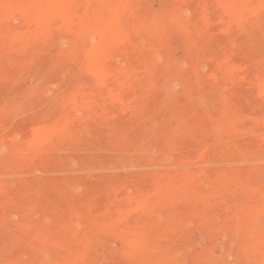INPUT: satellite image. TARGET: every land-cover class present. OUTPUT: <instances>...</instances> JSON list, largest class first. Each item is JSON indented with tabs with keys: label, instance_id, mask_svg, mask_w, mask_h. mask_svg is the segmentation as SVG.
<instances>
[{
	"label": "rangeland",
	"instance_id": "374dc122",
	"mask_svg": "<svg viewBox=\"0 0 264 264\" xmlns=\"http://www.w3.org/2000/svg\"><path fill=\"white\" fill-rule=\"evenodd\" d=\"M122 1H124V2H122ZM143 1H144L145 4H147L152 9V13H156V14L160 10H162L163 6H165L167 4V2H166L167 0H143ZM206 1L207 0H193V1L192 0H190V1L189 0H179V2L174 3L170 7V8L173 9L175 7L178 8L181 5H184L186 7L189 6L188 4L192 5L191 9L189 8L190 10L188 11L189 13L186 16V18H187L186 20H187V22H189L190 19L192 18L191 21H190V23H192V24H188V25H193V23H194V27L191 28L190 31H188L189 33L188 32L185 33L186 36L185 35L182 36L184 39L182 37L178 38V37L173 36L170 30H168V31L166 30V31L161 32V34L158 35V37H157L159 40H161L162 42H164L167 45V50H166L167 53H165V52L163 53L164 54L163 57H165V59L167 57L171 58V59L172 58L175 59L176 62L178 61L177 64H179L180 66L183 65L182 67H183L184 70L186 69V70L190 71V68L193 69L194 66L198 67L197 68L198 71H197L196 74H194L193 71H192L193 73H190L191 71L190 72L187 71L188 74L190 73L191 76H193V77H194V75H196L195 77L197 79L193 78V77L190 78V76H188L187 73H186V75H185L186 83L185 84L179 83V84L176 85V91L178 93H180V96H179L180 100L182 101V103H184L182 105L183 109H180L181 111L178 110L175 113V118L177 117L176 119L179 121L180 127L182 125V128L179 127L180 129H177V133L180 132V134L178 133V135H183V133H185L183 136L187 135L189 133V131L191 133L188 134V135H191V134L195 133V131L197 132V130H199L198 126L201 127V123H202V120H203V117H204L203 116L204 113L200 109H198L197 107L193 106L192 104H189V101H190L189 100L190 99L189 96H191L193 91L196 90L197 85L201 86L203 84L202 81L204 79L203 80L201 79L202 76L205 77V80L207 79L208 82L211 81V82H209L207 84L205 83L207 81L204 82L207 86H205V84L202 85V86H204L206 88H211V87H209V84H213V83L215 84V83L218 82V83H221L222 86L226 90H229L232 86H227V82H228L229 85L230 84L233 85V83L238 85L239 83H241L242 86L244 84V86H243L244 93L249 94L251 92H248V91L252 90V93L254 91V93L258 95V93L260 92L261 88H259V86L255 87V85L257 84L255 81H256V78L258 77L257 74H259V76H260L261 73L262 74L264 73V69L260 68L262 70V72H261V70H259V67L254 69L255 72H254V70H252L253 72L252 71L249 72V74H251V75L254 73L253 74V79H252V76L248 74V72L246 74H244V75H240V74L237 73L241 69V66L244 64L243 61L245 62L246 59H248L249 54L248 53L246 54V52H245V54L239 53L240 55H235V53H236L235 51L236 50L234 48H237V47H236V44L234 42V39H229L228 40L229 43H225V44L223 43L225 41H223L222 42L223 44L218 45V46L215 45L214 46L215 49H213V50L212 49H208L209 51H207L206 49H202V47L201 48L199 47V43H200L199 38H198L199 37V32H198L199 27L195 31V29H196L195 26L198 23L200 24V25L198 24L200 26V28H201V26L204 27L205 23H207V25L204 27L205 30L203 29V31H206V34H208V35H211V36L214 35L215 36V34H211L214 29H216L217 31L220 29V31L222 30V31H224L226 33V32L229 31V29L231 30V28H229V27H232V25H233L231 23L234 22L235 19L238 20L240 18V14L238 15L239 17H237L236 15L238 13L235 12L232 15V21H230L231 15H229L230 19H229V17H227V19H224L223 21L221 19H217L216 20V21H218L217 23L213 19L211 21L212 23L210 21L209 22H203V19L201 17V16H203L202 15V10H204V8H206L207 3H206V5H205V3L202 5V3L206 2ZM216 1L217 0H211L210 4H214L213 6H217L216 8H219L218 5L222 4L223 0H218V3ZM219 1H221V2H219ZM231 1L232 0H224L222 5H224V3L225 4L226 3L227 4H229V3L231 4ZM185 3L186 4L188 3V4L186 5ZM233 3H235L236 5L233 4ZM233 3L232 4H233V7L235 6V8H234L235 11L238 10V12L240 11L239 13H241L242 10L244 11V7L245 6H243V4L241 2L237 1V3H236V1H235ZM125 4H126V0H54V1L53 0H0V56H2L4 54V57H3L4 59L2 58L3 60H1V58H0V69H1L0 70V72H1V74H0V84H2V83L4 84L5 81H8L9 79H11L12 75L16 74L15 78L16 79L18 78L21 87L17 91H15L16 92L15 94H19V95L31 94L29 92H31L33 89L35 90V88H38L39 86H42V85L46 84L47 90L49 91L50 95L53 96V97H56L58 99L57 102H59L58 103L59 108L60 109L64 108L65 111L67 112L66 115L60 117V119L58 120L57 126L55 125V127H47V128L32 127V128H35V129L37 128L38 130L37 129L36 130L35 129L34 130L31 129L29 131V132H31V138L34 137V139H37L39 141H35V140L31 139V138H30L31 141L28 140L29 139V137H28L29 135L27 134L26 135L27 137H25V136L21 135V134H24L21 131L16 133L17 135H15L13 133L14 134L13 138H12L13 134H11L10 138L6 139V140H5V138H1V140L3 139V141H0V144H1L0 145V154L3 155L2 156L3 158L8 155L7 156L8 157L7 158L8 162H7L5 167H3V165L0 166V177H1L0 178V188H1V191H2L0 193L1 194L0 198H2L1 196H4V193L9 188H11V186L13 184H14L13 185L14 188L16 187L15 189H18L19 184H20V187H21L22 184H23L22 186H24V185L28 184L29 182L30 183H33V182L34 183L35 182L59 183V182H63L64 180L65 181L66 180H70V181L76 183V184H73L72 185L73 187L71 188L72 193L76 196V200H75V202L72 201L70 203V206L71 205L72 206H81L82 213H83V215L81 217H83V218L80 217L79 221L77 220L73 224L74 225V229L72 228V232H70V233H68L66 235H64L62 233L61 235H58L59 238L58 237H54L56 235H52L51 234L52 237L50 236L49 238H44L42 240H37V239L34 240L33 239L34 241L33 240L31 241L29 236L24 237L25 239L27 238L25 244H27V246H31L30 247L31 248L30 249L31 253L34 251L33 254L35 253V255H39V257L41 259V262H40L41 264L45 263L44 260H46V264H52V263L53 264H62L63 262H64L63 264H95V263L96 264H138L140 262V260L141 261L142 260L145 261L147 259L146 257L147 256L149 257L150 253H149V255L148 254L146 255V252H148V250H149V252H151V254H153L152 252H153L154 249L152 250V248L153 247L157 248L156 246H160V248L155 249L156 251L158 250L160 253L157 251V254H156L155 253L156 251H155L154 252L155 255L153 254V256H157L159 254V256H157L158 259L151 255L155 259H151V261H150L149 258H152V257H149L148 258L149 260L145 261L144 263L141 262V264L142 263L143 264H151V262H153V261H154V263H152V264H172L173 263L172 260L174 261V264H178L181 260H183V263L180 262V264H198L197 262L200 261V257L202 259L203 255H205V254L210 255L211 259H214L216 262L218 261L217 263L220 262V263H226V264H239L238 262H240L242 264L244 262V264H264V235H263L264 234V228H263L264 224L260 223L261 222L260 219H262V216H263V212L260 211V210L264 209V202L262 203L263 204V208H261L260 207L261 204H259V202H261L262 200L264 201V199H263V197H264V183L262 185H259V186L255 187V189L256 188H258V189L261 188L258 191H256L252 186L249 187L248 191H247L246 190L247 187L245 188V185H242V182L244 183L243 176H246L247 172H249L248 170H250V171H251V169L253 171L264 170V157H263L264 156L263 155L264 154V149L259 147V146H254V148L252 146L251 149L249 150L250 151L249 153H247L248 151L244 150V148H243V151H245V153L243 152L245 154V155L243 154L244 158H243L242 154L240 153V151H239L240 148H239V149L232 150L230 153H226L225 152L224 153L225 156L221 155V154H219V156H218V154L216 152L214 153V151H211L205 157L201 156V155L200 156L196 155L198 158L197 157L196 158L192 157V159L189 160V161L185 160V159H184L185 161H183V158L180 157L181 156L180 154H177V156H176V154L173 155L172 153H169V155H168V153H166V154H162V157H161V155H160L161 154V149L158 148L157 150L160 151V153H158L157 150L152 152V154L148 153L146 155L147 157L152 156L151 158H148L149 159L148 161L143 162V163L139 164L138 166H135V168L131 169L132 172H130V173L133 176H135V177H137V176L140 177V175H141L140 178H142V179H143L142 176H147L148 177V178L145 177L147 180L144 178L145 183H143L142 179L140 180V178L139 179H138V177L136 178V180H140V181L139 182L137 181V185L138 186L137 185L134 186V189H136V190L138 189L137 190L138 192L137 193L135 192V195L136 194H137V196L141 195V197H142L141 200H143L144 202L145 201H150V199H153L154 201H155V199H157L158 202L155 201V204H158L157 207H161L162 210H165V213L160 214V215H156V218H157L156 221L159 223V225H164V224H166V222L168 223L171 220L176 221V222H179L180 219L182 220V222H185V220H186V222H185L186 225L185 226L187 228L184 227L185 229L183 231H184L185 235L187 236V238L185 239L187 242L186 241H184V242H186L188 244V246L186 245V243H184L185 246H183V247L182 246L180 247V244H179V243H181L180 241H177V240L175 241V239L173 238V235H174V237H177V234L175 235V234H172V233H170V234L167 233L166 234V238L167 239L165 238L166 241H165V239H164V241L160 240L161 244L157 245L156 242H158V244L160 243L158 241V238L161 237L163 231L159 230V229L154 230L156 228H154L152 226H148V225H144L143 228H142L141 225H142V223H144V218L149 216L148 215V210L145 207H142L143 204H141L142 203L141 200L137 201V199H140L139 196L138 197L136 196L137 197L136 198L135 195H131L132 193H134V192H131V191H134L132 189L133 186L128 187L126 189L125 200L128 201V196L130 195V196H132V197H129L130 200H131V198L132 199L135 198L134 200H132V203L137 204V202H140V203L137 204L139 206V208L137 209V210H139V213L137 212V214L139 215L138 216L139 218L141 217L140 218L141 220L139 219L138 220L139 222H137V224L140 225L139 226L140 228L138 229L136 227V229H137L139 234H138V236L137 235L134 236L132 233H129L130 232L129 230L126 229L127 231H125L126 226H129L130 223H132V221H131L132 220V218H131L132 215H130L129 212L127 213L128 210L126 209V206L129 205L128 202H127L128 205H125L126 201L124 200V202H122L123 204L119 203L120 205H117L116 207L111 208L110 205L108 204V200L110 199V197L112 195L107 190H106L107 193L105 192V189H106V187H105L106 184L105 183L108 182L107 185H111V186H114V184L116 185V183H119L117 179H116V181L113 180L114 182L112 181V179L115 178V177L113 178V176L118 174V172L120 173V170L121 171L123 170V169H121L119 167L117 162L114 161V163H113V161H111L112 164L108 162L100 170H98V171L92 170L93 172L92 171H82V170L79 169L78 166H74V168H72L73 170L72 169L71 170L67 169L64 166H60V168H59V166L58 167H53L52 166V161H53V159L55 158V156L57 155V152H58L56 150H53V145H54V142L56 141V138H53V136L56 135V134L58 136L60 134L58 132V131H60L59 129H61V128L63 129V127H65L67 125L69 126L70 124L74 123L73 121H75L74 118L76 116L79 117V118L85 117L86 112H85L83 104H85V102L87 100H89V101L96 100V99L102 97L105 93L107 94V88L110 85H115L116 84L115 87H120L119 81H121V80L126 81V78H129L128 81L129 80L130 81H134V80L136 81L138 79V74L140 72L139 67L141 66L142 63H144L143 62L144 61L143 60V54L145 53L144 49L147 46V41L144 40L145 42H144V45L142 47L133 48L132 46L130 47V45L126 44L127 41H128L126 39L127 41L124 40L126 45L120 46V47H122V50L120 52H116L115 51L114 44H115L116 40H118V36H119V34H116L117 33L116 31L119 30L121 32H124L121 35H124V37H126V33L125 32L136 28V26L138 24L139 16L137 15V13H135V14H131L130 16H128V19L125 18L124 16H122V19H119V20L115 19L114 17L113 18L115 20L113 18L108 19V20H107V18H105L106 20L103 18V14H104V11L106 9L107 10H111L112 11V12L110 11L111 13H113L114 15L118 16L119 13L121 14V11H119V9L124 7ZM117 6H118V8H117ZM184 6H183V8H185ZM219 6H221V5H219ZM196 10H198V13H197ZM199 10H201L200 13H199ZM172 13L173 12L169 13V11H168L166 13V16L167 17H171ZM188 15H190L189 16L190 19L188 18ZM103 19L105 21H103ZM73 20H74V22H73ZM95 21H97V22L99 21L98 22L99 24L97 22H95ZM201 21L204 24H202ZM224 21H225V23H226L225 25L227 27L223 26ZM102 22H105L106 24L108 22V28L111 27V28H109L111 30L109 32H106V30L108 31V28L106 26L104 28V30L102 31L103 33L102 32L100 33V35H102V36H99V34L97 33L98 35L95 34V35L92 36V38H90V39L88 38L87 39V43H85V44H87L85 46V49H87V51L83 53V56H80L77 53V50L75 52L73 50V48L78 46L79 43H82L80 41V40H82V35H80V34H82L81 33V29L86 27L90 31V29L93 28V27H91V25H93V24H94V26L100 25V23H102ZM227 23H229V24L227 25ZM212 25H216V26H214L215 28H212L213 27ZM208 26H210V29H209ZM101 27H102V25H101ZM123 27H124V29H123ZM65 28L66 29L69 28L68 32L65 30ZM192 29H194V31ZM211 29H213V30H211ZM216 30H214L213 33H215ZM207 31H208V33H207ZM190 32H191V34H194L193 32H196V33L198 32L197 34L196 33L194 34V35H198V36H194L195 37L194 38L193 36L189 35ZM106 33H108V34H106ZM188 35H189V37H187ZM59 36H62V38L59 37ZM100 37H101V39H99ZM192 38H193V40H192ZM181 39L184 40L185 43ZM187 40H189V41H187ZM195 40H196V42H195ZM72 41H74V42H72ZM78 41H80V42L76 44L75 42H78ZM88 41H90V42L88 43ZM60 42H62V43H60ZM128 42H130V41H128ZM38 44L49 46L50 47V49L48 48L49 51L51 50L52 52L57 53V54L59 52L58 55L61 54L62 58L57 59V60L54 59V60H52L53 62L50 61L49 63H46L45 65L43 64V65H40L38 67H35L36 65L31 64L30 59H32L33 54L37 50H39V48L41 47ZM59 44H60V46H59ZM61 44H63V45H61ZM89 44H90L91 48L93 49V51L90 48ZM57 45H58V47H57ZM227 45L228 46L232 45V48L230 47V49H228ZM99 46H101V47H99ZM123 46L124 47L127 46L128 48H130L131 52H130V50L129 51L128 50L125 51L124 50L125 48H123ZM110 47L113 48L112 49L113 51L111 50ZM10 48H11V50H10ZM216 49H217L218 52L220 51V55L216 51ZM231 49H232V52H233V50H235L234 51L235 53L233 52L234 54L232 52H230ZM99 50H100V53H102V54L99 53ZM101 50H103V51H101ZM104 50H106L108 52L105 51V53H104ZM123 50H124V52L122 53ZM146 50L147 49H145V51ZM111 51L112 52H116L117 54H115V56L116 55H118V56H116L114 58H111L112 57V52ZM71 52H72V59H71V57H70V59L73 60V61H71L69 58H67L68 56H70ZM96 52L98 54H94ZM200 52H202V57L200 55H198V56H200V58L197 59L196 56H197V54H200ZM215 52H217V53H215ZM229 52L231 53V55H230L231 57L229 59L227 58L229 60V61H227L226 60V54H228ZM20 53H22V54H20ZM221 53H222V60H223L222 62H221ZM165 54H168V55L165 56ZM191 54L193 55L192 58H190L192 56ZM5 55H6V58H5ZM84 55H85V59H84ZM194 55H195V57H194ZM205 55H206V57H205ZM213 56L216 58L217 62L215 61V64L213 66H210L209 62H208V59L210 57H213ZM258 56H259L258 58H260V59H262L264 61V54H261V55L258 54ZM25 57H26V59H25ZM159 57H162V55L159 56ZM235 58H238V59H235ZM163 59L164 58H161V59L159 58V61L161 63L162 62L164 63L165 59L164 60ZM217 59H219V60H217ZM68 60L73 63V66L74 65L75 66L73 67L72 64H70L71 62L69 63ZM182 61L184 62V64H183ZM185 61H186V63H185ZM29 62H30V64H29ZM31 66L33 67V69L31 68ZM88 66H90V67H88ZM114 66H116L117 68L118 67L122 68V70L124 72H121L120 68H119V70H115L117 68L114 67ZM122 66H124V67H122ZM238 66H239L240 69H238ZM67 68L71 69L70 72H69V76H72L73 83L70 86L66 87V89H65V88H61V86L59 84H55V82H53V80L51 79L50 75L52 76V75L56 74L59 70H64V69H67ZM137 70H138V72H137ZM146 70H148V69H146ZM15 71H16V73H15ZM17 71H19V72H17ZM119 71H120V73H119ZM200 71L202 72V74L200 73ZM152 72L153 73L150 72V74H152V75H149V73L147 72L149 77L147 75L146 76L148 77V79L145 77V79H143V80L141 79L142 82L140 80V84L144 87V89H146L147 81H149V85H150V79H151V83H152V80L154 79L153 76L155 75V72L153 70H152ZM72 73L74 75H72ZM135 73H137V74H135ZM229 73H230V75L228 76ZM199 75L201 76L200 79H198L200 77ZM218 75H220L219 78L220 77H222V78L219 79ZM237 75L238 76H242V77L238 78ZM211 76H213L214 78H218L219 81L216 79V82H214L215 80ZM210 77L213 80H211ZM233 77H235V78L233 79ZM2 81H4V82H2ZM110 81H112V82H110ZM144 81H146V83ZM247 82H248V84L250 82L253 85L254 88L250 84L248 85ZM75 83L77 84V86H76ZM40 84H42V85H40ZM143 84H145V85H143ZM255 88L258 89V90H256L257 93L255 92ZM19 90H20V92H19ZM188 90H190V93H191L190 95L188 94V92H189ZM58 91L63 92V93L60 94V92H58ZM146 91L147 92L150 91V92L147 93L148 97L153 96L152 95V91L149 89V86L147 87ZM186 93H187V95H186ZM63 94L64 95L66 94V95L64 96ZM210 94L211 93H209L208 96ZM67 95H68V97H67ZM252 95H253V98H254V99H252L253 102L251 101L252 104H254L256 106H262L264 108V98H260L259 99L257 95L256 96L254 94H252ZM60 96H61L62 99H60ZM208 96H205V98L202 100L203 103H202V101L200 102L202 105L204 103H206L207 101H208L209 104H215L214 102H217V103L219 102L218 98H216V100L218 99L217 101L215 100V96L216 95L214 97H212V95H211L212 98H210V99H208ZM69 97H71V98H69ZM79 97H82V98H79ZM184 97H186L187 100L184 99L185 101H183ZM84 98H86V99H84ZM255 98H258L259 102ZM69 99H70L71 102L69 101ZM72 101H73V103H72ZM259 103L260 104L262 103V104L260 105ZM76 105H81L82 106V110H79L76 113V115H74V113H72V112H73V109H74L73 107H76ZM68 107H70L71 109L68 108ZM217 107H215L214 111L216 112V114L221 119V124L219 123L221 125V127L219 125V129L218 130H219V132L222 130L221 132H222V134H224L223 131L226 132L227 130H230L227 127L230 126L229 128L232 129L231 126H233V128L236 127L237 126L236 124L238 122H237V120L235 118V115L234 116L229 115L230 107H231L230 104L223 105L221 111H220L221 107L219 106L220 109H217ZM104 108H106L104 110H105V112H107L108 111L107 108H109V106L105 105ZM216 110L217 111L219 110V114L217 113ZM71 113H72V115H71ZM81 113H82V116H80ZM103 114L104 113L102 112V114H100L101 116L100 115L99 116H97V115L93 116V120L96 121L97 123H99V120L101 119L100 120V124H101L102 127H103V122H104L102 119H104L106 121L107 118L110 117V116L109 117L106 116L107 117L106 118L105 115L107 113H105L104 115ZM65 116H66V119H63V118H65ZM229 116H230V118H232L231 121L229 120L230 122H234L236 120L235 122H237V123L234 122V124L232 123L230 125L228 123L229 122L228 119H230ZM97 117H99V119H97ZM33 119H34L33 121L39 120V118H37V117H35ZM110 119H108V120L110 121ZM111 122H113V121H111ZM111 122H110V124H109L108 121L106 123L104 122V124H106V125H104L105 127L102 128V129H103V131L105 133V136H108L110 138V136L112 134L113 135V136H111L112 140L114 142H117V138L114 136V133H115L114 131L116 130L115 129V125L112 124ZM59 124H60V126H59ZM62 124H63V126H62ZM227 124H229V125H227ZM55 128H56V130H55ZM39 130H40V132H39ZM34 133H36V134H34ZM48 133H49V135H48ZM53 133H55V134H53ZM259 134L264 135V132L258 133V134L256 132L254 134L253 133H246L245 138H248V139H253V137L257 138ZM35 136H37V137H35ZM24 137L28 138V139H23ZM25 141H26V143H25ZM28 141H29V143H28ZM32 142L35 143L34 146H33ZM50 142L51 143L53 142V143L51 144ZM27 143H28V145H27ZM21 145H24L25 148H22ZM1 146H4V147H1ZM48 146H50V147H48ZM17 148H18L20 153L18 152V150H16ZM35 149H36V152L34 151ZM236 150H238V152H235ZM22 151H23V153H22ZM37 151H39V152H37ZM252 151L253 152L255 151V152L253 153ZM260 151H261V153H260ZM8 152H10V154H13L15 152L16 155L13 154V157H11L12 155H9ZM31 152H32V154H31ZM241 152H242V149H241ZM25 153H27V155H29L28 157H26L27 158L26 161H24L25 160L24 156L26 155ZM36 153H39V156ZM43 153H45V154H43ZM251 153H252V156H251ZM35 154H36V156H35ZM236 154H237V156H236ZM238 154H239V157H238ZM249 154H250V156H248ZM240 155H241L242 158H240ZM153 156H155V158H158L159 160L155 159V158L153 159ZM173 156L178 157L177 160H176L177 164H174L175 161H174V158H172ZM217 156L219 158L221 156L222 157L220 159H218ZM227 156H228V158H227ZM30 157H31V159H30ZM179 157L181 158V160L179 159ZM161 158L163 159L164 164L161 163V161H162V160H160ZM229 158H230V160H229ZM250 158H254V160L250 159ZM198 159H200L201 161L198 160ZM216 159H218V161ZM150 160L152 162L148 163ZM242 160H243V162H242ZM249 160H250V162H249ZM11 161H12V163H11ZM214 161L217 162V163H215ZM167 162H169V163H167ZM171 162H172V165H171ZM192 162H193V164H192ZM6 167H7V169H6ZM252 167H254L255 169H253ZM258 167H259V169H258ZM3 168L6 169L5 172H3V170H5ZM138 168H139V170H138ZM256 168H257V170H256ZM246 170H247V172H245ZM123 171H125L126 173L127 172L129 173L130 170H123ZM123 171L121 173H123ZM85 172H87V173L85 174ZM232 172L234 173V175L237 178L235 176H233V174L229 175ZM235 172L238 173V174H236ZM4 173H6V175ZM160 173H162V174H160ZM225 173H226V175H225ZM243 173H244V175H243ZM159 174H160V176L162 175L163 178L159 177ZM187 174H189V175H187ZM193 174H194V176H193ZM90 176H92V178ZM225 176H227V178L232 176L233 177V181L234 182L237 181L236 183L238 184L239 189L242 188L241 189V192L243 193L242 195H241V193H239L240 195L237 197L233 193L229 192V190L227 188V186H229L227 184L228 183V179ZM175 177H176V179L174 181H172L171 179H173ZM87 178H89L90 180L95 179L96 183L98 185L99 184H101V185H99V187H97L98 185L97 186H92V187H86L81 182L86 180ZM154 178L158 179L159 180L158 182H161V183H159L160 185L158 184L159 185L158 187H157V183H156L157 180H155ZM2 179H4V180H2ZM224 179H226V181ZM182 180H183V183H182ZM111 181L114 183L113 185H112ZM168 181H170V182H168ZM8 182H10L11 184H9ZM213 182L215 183V185H214ZM219 182L222 183V184H220ZM223 182L225 184H223ZM15 183H17V184H15ZM1 184H3V185H1ZM104 184H105V186H102ZM140 184H142L141 185L142 187H144V184H145V186L148 184L147 187H146L147 190H148V186L151 187V189L149 188L148 193H146L147 190L145 188L144 189L141 188ZM217 184H219V185L217 186ZM176 185L179 186V187L181 186V188H178ZM222 185H225L226 187L225 186L223 187ZM8 186H10V187H8ZM13 186H12V188H13ZM102 187H103V189H100ZM156 187L158 188V190L156 189ZM82 188H84V189L82 190ZM152 188H154V189H152ZM2 189H5V190H2ZM98 189H100V191ZM159 189H161V190H159ZM170 189H171V191H170ZM181 189L184 190V191H182ZM214 189L216 190V193H215ZM219 189H220V191H219ZM249 189H250V191H249ZM92 190L95 192V196H93L94 192ZM101 190H103V192ZM139 190L146 191V192H144L145 194L144 193L138 194V193L142 192V191L139 192ZM129 191H130V193H129ZM150 191H151V193H150ZM153 191H155L154 192L155 194L152 193ZM204 191H207V192H204ZM217 191H219V193ZM254 191H256V192L254 193ZM97 192H99L100 194H97ZM212 192H214V193H212ZM244 192H246V195L244 194ZM165 193H166V195H165ZM228 193H231L233 196L231 197L230 196L231 194L229 195ZM176 194H178V195L180 194V195L178 196ZM215 194L216 195L218 194L217 195L218 198H216L217 196ZM225 194H228L231 197V199L228 198L229 197L228 195H226L227 196V198H226ZM252 194L255 195V197H253ZM206 195H208V196H206ZM219 195L220 196H224L225 198L221 197V199H220ZM99 196H103L105 198L104 201H102L103 200L102 197H101L102 199L101 198L99 199ZM211 196L213 198H211ZM234 196L237 199L236 198L234 199ZM249 196L250 197L252 196L251 199H249V200H252L253 202L248 205V201H249L248 197ZM258 197H260V198H258ZM148 198H150V199H148ZM167 198H168V200H167ZM238 198H239V200H238ZM241 198H242V200H240ZM253 198H254V200H253ZM176 199H178L179 201L176 200ZM255 199H258V200L260 199V200H259V202L257 200L255 202ZM1 200L2 199H0V201ZM153 200H151V202H154ZM210 200L213 201V202H211ZM214 200H216L217 203H215L216 201H214ZM221 200L224 202V204H223V202ZM233 200H234V202L232 203L231 201H233ZM104 202H107V203H105L106 205L103 204ZM226 202H228V204ZM52 203H54V204H52ZM52 203H49L48 204L49 206H47V204H46V206H45L46 209L42 205L32 204V208H30L31 212L29 211L31 213L30 214L31 216L28 215V217L30 216L29 219H28L29 222H28V220H27V222H24L25 223V227L27 229H31L32 228V229L35 230L38 227L39 228L40 227L42 228L44 226L50 227V226H53L54 224H56L57 222L60 223L61 220L59 219L60 221H58V218L56 217L58 215H56V213L59 211L58 209L63 206V203H61V200L60 201H54ZM78 203L79 204L83 203V204L82 205H78ZM213 203H215L214 204L215 206L213 205ZM139 204H141V207H142L141 209L145 208V210H147V211L141 210ZM171 204H172V206H171ZM34 205H36V206L34 207ZM137 205H135V206H137ZM257 205H260V206H257ZM3 206L4 205H2L0 203V209H1L0 213L2 212L1 213L2 215L7 210V208H5V206H4V208H2ZM14 206H15V204H14ZM119 206H121V207H119ZM109 207L112 210L111 212H110V208ZM123 208H125L126 211ZM3 209H4V211H3ZM103 209H105L106 211L105 210L103 211ZM253 209H254V211H253ZM119 210H121V211H119ZM103 212H105L106 214L103 213ZM118 212H119L120 215L122 214L120 216V218L117 216V215H119ZM253 213L256 214V215L254 216ZM1 214H0V216H1ZM164 214H166V215L164 216ZM32 215H33V217H32ZM123 215H124V217H123ZM178 215H180L181 217L178 216ZM245 215H247V216H245ZM250 216L251 217L253 216L252 217L253 220H252V218ZM55 217H56V219H54ZM256 217H258V218H256ZM188 218L189 219L191 218V220H188ZM91 219H93L94 221H92ZM17 220H18V218L15 219V221H17ZM84 220L87 221L88 223L85 222ZM124 220H126V221H124ZM257 221H258V224H260L259 227L262 229L261 230L262 232L261 231L257 232L258 229H260L258 227V224L255 223ZM89 222L91 223V225H90ZM118 222H119V224H117ZM92 223H93V225H92ZM128 223H129V225H128ZM94 224L96 225V227L94 226ZM252 224H257V226L254 225L255 226L254 227ZM122 225H123V227H122ZM124 226H125V228H124ZM222 226H223V228H222ZM252 226L254 228L258 227L257 231L255 230L256 233H258V234H256L254 232V228ZM86 227H88V228H86ZM115 227H117V228H115ZM147 227H148V229H147ZM250 228L252 229V231H247V230H250ZM75 229H77V230H75ZM86 229H87V231H85ZM115 229H116V231H115ZM140 229H143L141 231H145V233L141 232V231L139 232ZM220 229H224V230L221 231ZM78 230H79V232H78ZM90 230L91 231L93 230V231L91 232ZM135 230H133L134 233H137V231H135ZM76 231H77L78 235L75 234ZM223 231H226V232H223ZM245 231L248 233V235H247V233H244ZM93 232H95V233H93ZM186 232H188V233H186ZM230 232H232V233H230ZM88 233H90V234L87 235ZM127 234H130V236L132 234L135 238H133V237L128 238ZM141 234H143V237L145 235L146 236L144 238H142ZM253 234L258 235V236H256V238H254L255 235H253ZM83 235H84V237L86 236L85 239H84ZM116 235H118V236H116ZM77 236H79L80 238L77 237ZM87 236H89V237H87ZM147 236L149 237V239H152V240L154 239V240L153 241H151V240L149 241ZM242 236H243V238H242ZM251 237H252V239H250ZM24 238L21 239L22 244H24V241H25ZM82 238L84 240H82ZM95 238L98 239V240H96ZM113 238H115L116 240L113 239ZM139 238L140 239H145V238L148 239L147 241H146V239L145 240H140L139 243L141 242L142 245H143V243H145V241H146V244H149L148 242H152V243L149 244V246H151L150 247L151 249L148 248L149 246L147 245L146 247L148 249H145L146 250V252H145V250H143V247L146 248L145 247L146 244L143 245V246L141 244H139L140 245L139 246L138 243H137ZM29 239H30V241H29ZM94 239H95V241H94ZM248 239H250L251 241H249ZM132 240H133L134 243H132ZM47 241H48V243H47ZM87 241H88L89 244L91 243L92 246H90L91 244L89 245L87 243ZM105 241H106L107 245L105 244ZM96 242H97V244H96ZM130 242L132 244H130ZM154 242H155L156 246H155V244H153ZM163 242H164V244H162ZM44 243H45V245H44ZM93 243H95V244H93ZM135 244L138 245V246H136ZM51 245H52V248H51ZM53 245H54L55 248L53 247ZM86 246H88V247H86ZM57 247H60V248L62 247L61 249H62L63 253L61 252V249L57 248ZM40 248L41 249H46V252L44 250H40ZM130 248H131L132 251H129ZM136 248H138V249H136ZM180 248L183 251L180 250ZM48 249L49 250H51V249L55 250L56 249V251H55L56 253L53 250H52L53 252L48 251V252H50L49 253L50 255L48 256L47 255L48 254V252H47ZM88 249H89V252H88ZM159 249H161V250H159ZM36 250H37V252H36ZM126 250H128V251H126ZM42 251L45 252L44 254L47 253L45 255V257H44V254L41 255ZM68 251H69L70 254L68 253ZM57 252H58V254H57ZM60 252L62 253V256H61ZM110 252L113 253V254H111ZM126 252H127V254H126ZM129 252H131V253H129ZM208 252H210V254ZM238 252H240V253H238ZM114 253L116 255H114ZM124 253H125V256H124ZM162 253L163 254L166 253V256L164 255V258H163V256L161 257ZM167 253H169L168 257H167ZM244 253L248 255V258H247V255H244ZM52 254H55L58 259L56 257H54V256L52 257L51 256ZM118 254H120V255H118ZM181 254H182V258L180 260V257H181L180 255ZM229 254H231V255H229ZM87 255H88V257H87ZM121 255H122V258H121ZM126 255L128 257H126ZM142 256H143V258H141ZM177 256H180V257L178 258ZM244 256H246V257H244ZM26 257H28V259L31 258L29 256H26ZM169 257L170 258L174 257V259H176V261H177V259H179L180 261L178 260L179 262L178 261L176 262L172 258H171L172 260L171 259L168 260ZM0 258H2V257H0ZM43 258H45V259H43ZM53 258H55L57 260H55ZM88 258H90L91 260L90 259L88 260ZM113 258H115L117 261L116 260L114 261ZM159 258H161V259H159ZM183 258H185V259H183ZM243 258H244V260H243ZM42 259H43L44 262H42ZM25 260H27V258H25L24 261ZM31 260L32 259H29V261L27 260L26 262H28L30 264H34L33 262H30ZM62 260H64V261L61 262ZM256 260H257V262H256ZM47 261H50V263L47 262ZM0 262H1L0 264H4L5 260H3V258H2V260ZM28 263H25V264H28ZM199 264H202V263L199 262Z\"/></svg>",
	"mask_w": 264,
	"mask_h": 264
},
{
	"label": "bare ground",
	"instance_id": "6f19581e",
	"mask_svg": "<svg viewBox=\"0 0 264 264\" xmlns=\"http://www.w3.org/2000/svg\"><path fill=\"white\" fill-rule=\"evenodd\" d=\"M54 1V0H53ZM190 1V0H189ZM193 1V0H192ZM237 3V1L241 2L243 4L244 7V11L242 10L241 13L238 12V10L235 11V6L233 7V2ZM124 2V1H122ZM167 4L165 6L162 7V10H160L157 14L156 13H152V9L144 3L143 0H126V4L124 7L120 8L119 11H121V14L119 13V15H114L113 13H111L112 11L111 10H105L104 11V14H103V18H107L108 19H111V18H115L117 20L119 19H122V16H124L125 18L128 19V16H130L131 14H135L137 13V15L139 16L138 18V24L136 26L135 29H131L126 33V37H124V35H121L123 34L124 32H121L119 30H117L116 34H119L118 36V40H116L114 46H115V51L116 52H120L122 50V45H130V47L132 46L133 48L137 47H142L144 45V40L147 41V46L145 49H147L145 51L144 49V54H143V62L141 64V66L139 67V74H138V79L135 81H128L129 78H126V81L124 80H121L119 81V84H120V87H115V85H110L108 88H107V94L105 93L102 97L96 99V100H87L85 102V104H83L84 106V109H85V117L83 118H79V117H75V121H73L74 123L70 124L69 126H65L63 127V129H59L60 131H58L60 134L57 136L54 135L53 138H56V141L54 142V145H53V150H56L58 151L57 152V155L55 156V158L53 159L52 161V166L53 167H58L60 168V166H64L66 167L67 169H72L74 168V166H78L80 170L82 171H92V170H100L105 164H107L108 162L111 163V161H114L118 163L119 167L123 170H130L135 168V166H138L139 164L143 163V162H146L148 161L149 159L148 158H151L152 156L150 157H147L146 155L149 153V154H152V152H154L155 150H157L158 148L161 149V157H162V154H166L168 153H172L173 155L176 154H180L181 158H183V161L185 160H191L192 157H197L196 155H201V156H206L208 155L211 151H214V153L216 152L219 156V154L221 155H224V153H230L232 150H235V149H239L240 153L243 154L245 153V151H243V148L244 150H247L249 153L251 147L253 146H259L261 148L264 149V135L262 134H259L257 138L253 137V139H248V138H245L246 136V133H262L264 132V108L262 106H256L254 104H252V99L253 98V95L254 94L255 96L257 94L252 93V90L248 92H251L249 94L247 93H244L243 91V86L241 85V83H239L238 85L237 84H228L227 82V86H232L229 90H226L221 83H213V84H209V87L211 88H206L202 85H204L205 83H209L211 81H207V79L205 80V77L201 76L198 78V79H204L202 82L203 84L200 86V85H197L196 87V90L193 91L192 95L189 96L190 97V101H189V104H192L193 106L197 107L198 109H200L204 114H203V120H202V123H201V127L198 126V129L197 132L195 131V133L191 134V135H188L190 134L191 132L189 131V133L185 136H183L185 133H183V135H178V133L180 134V132L177 133V129H180L182 128V125L180 127V124H179V121L175 118V113L176 111L180 110V109H183L182 105L184 103H182V101L180 100V93H178L176 91V85L181 83V84H185L186 83V78H185V75L187 73L188 76L193 77L191 76L190 73H193L196 74L197 71H198V67L194 66L193 69L190 68V71L189 70H184L183 69V65L180 66L179 64H177L176 60L175 59H171V58H166L163 57L164 56V52H166L167 50V45L162 42L161 40H159L157 37L158 35L161 34V32L163 31H168L170 30L172 35L175 36V37H178V38H181L183 35H185L186 32L190 31L191 28L194 27V23L193 25H188V24H192L190 23L191 19L189 18L190 15H188V18L190 19L189 22H187V14L189 13L188 11L191 9V6L190 4H188L189 6H184V5H181L179 6L178 8H170L174 3H177L179 2V0H167L166 1ZM214 2V1H213ZM218 3V0L216 1ZM221 2V1H219ZM224 2V0H223ZM222 2V4H223ZM113 3V2H112ZM193 3V2H192ZM205 3H207L206 5V8H204V10H202V19H203V22H211L212 19L213 20H217V19H221L222 21L224 19H227V17H229L230 19V16L231 15V19L230 21H232V15L237 12L238 14L236 15L237 17H239L238 15L240 14V18L238 20H234V22H232L231 24L232 27H229L231 28V30L229 29L228 32H224V31H220V29L217 31L216 29V32H214L213 30L211 34H215L214 35H208L206 34V31H203L204 27L207 25V23H205V26L200 28V24L196 25V29L195 31L197 30V28L199 27L198 29V32H199V47L202 49H206L207 51H209L208 49H215L214 46L215 45H221V44H225V43H229L228 40L229 39H234V42L236 44V47L237 48H234L235 50H233V52L235 53V55H240L239 53H242V54H246L248 53L249 54V57L248 59H246V61L244 62L243 61V65L241 66V69L239 68L238 66V69H240L237 73L240 74V75H244L256 68L259 67V70H261L260 68H263L264 69V61L260 58H258V54H264V0H232L231 1V4H225L222 5V4H219L221 6L218 5L219 8H216L217 6H213L214 4H210L211 3V0H207L206 2H203L202 5ZM233 3V4H232ZM186 4V3H185ZM186 4V5H187ZM40 5V4H39ZM236 5V4H235ZM122 6V5H121ZM183 6L185 8H183ZM237 7V6H236ZM118 8V6H117ZM190 8V9H189ZM35 10V9H34ZM111 11V12H110ZM117 11V10H116ZM169 11V13L173 12L171 15V17H167L166 16V13ZM197 13H198V10H196ZM201 12V10H199V13ZM117 13V12H116ZM133 17V16H132ZM113 18V19H114ZM235 18V17H234ZM103 19V21H105ZM114 19V20H115ZM100 20V19H99ZM199 20V19H198ZM50 21V20H49ZM71 21V20H70ZM227 21V20H226ZM74 22V20H73ZM97 22V21H95ZM99 22V21H98ZM97 22V23H98ZM218 21H216L217 23ZM105 22H102L100 23V25H96L94 26L91 25V28L90 31L84 27L81 29V33L80 35H82V40H80L82 43H79L80 41L78 42H75L76 44H78V46L74 47L73 50L76 52L77 50V53L80 55V56H83V53L87 51V49H85V46L87 44V39L89 38H92L93 35L95 34H99V36H102L100 35V33L104 30V28L107 26L108 28V22L107 24ZM202 23V21H201ZM212 23V22H211ZM92 24V23H91ZM99 24V23H98ZM204 24V23H202ZM210 24V23H209ZM208 24V25H209ZM214 24V23H213ZM225 21H224V24L223 26L227 27L225 25ZM229 23H227L228 25ZM47 25V24H46ZM74 25V24H73ZM102 25V27H101ZM135 25V24H134ZM55 26V25H54ZM133 26V25H132ZM213 27L212 28H215L214 26L216 25H212ZM231 26V25H230ZM48 27V26H47ZM73 27V26H72ZM90 27V26H89ZM131 27V26H130ZM209 29H210V26H208ZM207 27V28H208ZM224 27V28H225ZM67 28V27H66ZM65 30L68 32V29ZM111 28V27H109ZM108 28V31L106 30V32H109L111 29ZM129 28V27H128ZM39 29V28H38ZM58 29V28H57ZM124 29V27H123ZM77 30V29H76ZM194 31V29H192ZM191 30V31H192ZM205 30V29H204ZM227 30V29H226ZM114 31V30H113ZM112 31V32H113ZM126 31V30H125ZM197 32V33H198ZM103 33V32H102ZM111 33V32H110ZM189 33V32H188ZM187 33V34H188ZM194 34L196 32H193ZM196 33V34H197ZM208 33V31H207ZM97 34V35H98ZM108 34V33H106ZM194 34H190L191 36H198V35H194ZM27 35V34H26ZM65 35V34H64ZM77 35V34H76ZM189 35L187 37H189ZM115 36V35H114ZM186 36V35H185ZM62 38V36H59ZM65 37V36H64ZM80 37V36H79ZM94 38V37H93ZM173 38V37H172ZM183 38V37H182ZM195 38V37H194ZM101 39V37L99 38ZM130 41V42H128ZM184 39V38H183ZM38 40V39H37ZM124 40L127 41V43L125 44ZM169 40V39H168ZM182 40V39H181ZM186 40V39H185ZM190 40V39H189ZM187 40V41H189ZM193 40V38H192ZM191 40V41H192ZM227 40V41H226ZM26 41V40H25ZM109 41V40H108ZM184 41V40H182ZM225 41V42H223ZM74 42V41H72ZM71 42V43H72ZM90 41H88L89 43ZM194 42V41H193ZM196 42V40H195ZM223 42V43H222ZM62 43V42H60ZM129 43V44H128ZM131 43V44H130ZM185 43V41H184ZM189 43V42H188ZM233 43V42H232ZM45 44V43H44ZM96 44V43H95ZM99 44V43H98ZM97 44V45H98ZM102 44V43H101ZM40 45V44H38ZM63 45V44H61ZM73 45V44H72ZM110 45V44H109ZM169 45V44H168ZM229 45V44H228ZM227 45V46H228ZM41 47L39 48V50H37L34 54H33V57L32 59H30V62L31 64L33 65H36L35 67H38L40 65H45L46 63H49L50 61L52 60H57V59H60L62 58L61 54H58L57 53H54L49 51L50 47L47 46V45H40ZM60 46V44H59ZM90 46V44H89ZM93 46V45H92ZM234 46V45H233ZM58 47V45H57ZM101 47V46H99ZM171 47V46H170ZM204 47V48H203ZM226 47V46H225ZM230 47L232 48V45L231 46H228V49H230ZM38 48V47H37ZM49 48V49H48ZM56 48V47H55ZM70 48V47H69ZM91 48V46H90ZM89 48V49H90ZM111 48V47H110ZM123 48H125L124 50H130V48H128L127 46H123ZM224 48V47H223ZM92 49V48H91ZM98 49V48H97ZM100 49V48H99ZM103 49V48H102ZM113 48H111L112 50ZM220 49V48H219ZM218 49V50H219ZM11 50V48H10ZM107 50V49H106ZM104 50V53L105 51ZM110 50V49H109ZM124 50L122 51V53L124 52ZM133 50V49H132ZM24 51V50H23ZM30 51V50H29ZM55 51V50H54ZM59 51V50H58ZM64 51V50H63ZM93 51V49H92ZM98 51V50H97ZM103 51V50H101ZM113 51V50H112ZM111 51V52H112ZM217 51V49H216ZM56 52V51H55ZM95 52V51H94ZM108 52V51H106ZM110 52V51H109ZM116 52H112V57L111 58H114L118 55L115 56V54H117ZM131 52V50H130ZM218 52V51H217ZM215 52V53H217ZM232 52V49L231 51ZM228 53L226 54V60L229 61L228 59L231 57V53ZM232 52V53H233ZM244 52V53H243ZM91 53V52H90ZM89 53V54H90ZM99 53H100V50H99ZM204 53V52H203ZM214 53V54H215ZM219 55H220V51L218 52ZM233 53V54H234ZM238 53V54H237ZM22 54V53H20ZM63 54V53H62ZM94 54H98L97 52L94 53ZM102 54V53H100ZM99 54V55H100ZM120 54V53H119ZM195 54V53H194ZM2 55V54H1ZM105 55V54H104ZM109 55V54H108ZM162 57H159L161 56ZM168 54H165V56H167ZM190 55V54H189ZM192 55V54H191ZM200 55L202 57V52H200V54H197V59L200 58ZM207 55V54H206ZM205 55V57H206ZM27 56V55H26ZM31 56V55H30ZM111 56V55H110ZM209 56V55H208ZM211 56V55H210ZM216 56V55H215ZM234 56V55H233ZM4 54L2 56H0L1 60H3L4 58ZM72 59V52L70 54V56H68L67 58ZM94 57V56H93ZM96 57V56H95ZM190 57V56H189ZM193 55L190 57L192 58ZM195 57V55H194ZM217 57V56H216ZM239 57V56H238ZM243 57V56H242ZM3 58V59H2ZM5 58H6V55H5ZM91 58V57H90ZM159 58H164L165 61L164 63L160 62L159 61ZM187 58V57H186ZM228 58V59H227ZM26 59V57H25ZM70 59V60H71ZM84 59H85V55H84ZM87 59V58H86ZM92 59V58H91ZM90 59V60H91ZM163 59V60H164ZM194 59V58H193ZM235 59H238V58H235ZM6 60V59H5ZM80 60V59H79ZM195 60V59H194ZM219 60V59H217ZM234 60V59H233ZM69 61V60H68ZM73 61V60H71ZM69 61V63L71 62ZM81 61V60H80ZM184 61V60H183ZM182 61V62H183ZM215 61H216V58L213 56V57H210L208 59V62H209V65L210 66H213L215 64ZM222 53H221V62H222ZM237 61V60H236ZM7 62V61H6ZM29 62V64H30ZM53 62V61H52ZM59 62V61H58ZM95 62V61H94ZM217 62V61H216ZM76 63V62H75ZM79 63V62H78ZM186 63V61H185ZM205 63V62H204ZM242 63V62H241ZM70 64H72L73 66V63L71 62ZM81 64V63H80ZM94 64V63H93ZM92 64V65H93ZM105 64V63H104ZM125 64V63H124ZM184 64V62H183ZM32 65V66H33ZM106 65V64H105ZM104 65V66H105ZM121 65V64H120ZM123 65V64H122ZM187 65V64H186ZM31 66V68L33 69V67ZM66 66V65H65ZM70 66V65H69ZM68 66V67H69ZM75 66V65H74ZM73 66V67H74ZM80 66V65H79ZM138 66V65H137ZM90 67V66H88ZM116 67V66H114ZM124 67V66H122ZM9 68V67H8ZM40 68V67H39ZM70 68V67H69ZM112 68V67H111ZM117 68V67H116ZM120 67H118L117 69L115 70H119ZM204 68V67H203ZM30 69V68H29ZM35 69V68H34ZM54 69V68H53ZM82 69V68H81ZM121 69V72H124ZM152 70L155 72V75L153 76L154 79L152 80V83H151V79H150V85H149V81H144L146 83V89H144V87L140 84V80L142 79H145V77L148 79V74L147 72L149 73V75H152L150 74ZM1 70V69H0ZM36 70V69H35ZM71 69H64V70H59L56 74L54 75H50L51 79L53 80V82H55V84H59L61 86V88H65L70 86L72 83H73V78L72 76H69V72H70ZM9 71V70H8ZM39 71V70H38ZM54 71V70H53ZM52 71V72H53ZM190 72L188 74V72ZM193 71V72H192ZM10 72V71H9ZM19 72V71H17ZM138 72V70H137ZM253 72V71H252ZM255 72V70H254ZM262 72V70H261ZM16 73V71H15ZM36 73V72H35ZM120 73V71H119ZM200 73L202 74V72L200 71ZM206 73V72H205ZM1 74V72H0ZM8 74V73H7ZM51 74V73H50ZM137 74V73H135ZM254 74V73H253ZM253 74H249L252 76V79H253ZM262 74V73H261ZM259 76V74H257V78H256V85L255 87L259 86L260 89V92L258 93V98H264V73ZM37 75V74H36ZM72 75H74L72 73ZM148 77H147V76ZM198 75V74H197ZM230 75V73L228 74V76ZM232 75V74H231ZM196 75H194L193 78H196L195 77ZM217 76V75H216ZM220 75H218V78H219ZM227 76V77H228ZM16 74L12 75L11 79H9L8 81H5V83L3 84H0V141H3V139L1 140V138H5L6 139H9L11 134H15L17 135L16 133L18 132H23L24 134H21L25 137H27L26 135L28 134L29 136V139L28 138H23V139H28L30 140L31 138V132H29L31 129L34 130L35 128H32V127H38V128H47V127H55V125L57 126V123H58V120L60 119V117L64 116L67 114V112L65 111L64 108L60 109L59 108V105L57 102V98L56 97H53L50 95L49 91L47 90V86L46 84L42 85V86H39L38 88H35V90L32 92H29L31 94H27V95H19V94H15L21 86H20V82L18 80V78L16 79ZM125 77V76H124ZM134 77V76H133ZM198 77V76H197ZM213 77V76H211ZM210 77L211 80H213L212 78ZM238 78H241L242 76H238ZM207 78V77H206ZM214 78V77H213ZM218 78H214V82H216V79L219 81ZM229 78V77H228ZM227 78V79H228ZM235 77H233L234 79ZM40 79V78H39ZM112 79V78H111ZM197 79V78H196ZM209 79V78H208ZM230 79V78H229ZM110 80V79H109ZM141 80V82H142ZM251 80V79H250ZM207 81V82H205ZM4 82V81H2ZM112 82V81H110ZM205 82V83H204ZM253 82V81H252ZM118 83V82H117ZM243 83V82H242ZM76 84V83H75ZM205 84V86H207ZM248 84V82H247ZM249 84L253 87V85L249 82ZM248 84V85H249ZM54 85V84H53ZM145 85V84H143ZM212 85V86H211ZM237 85V86H236ZM73 86V85H72ZM77 86V84H76ZM149 86V89L152 91V95L151 97H148V92L150 91H146L147 90V87ZM187 86V85H186ZM199 86V87H198ZM107 87V86H106ZM105 87V88H106ZM190 88V87H189ZM254 88V87H253ZM74 89V88H73ZM23 90V89H22ZM70 90V89H69ZM179 90V89H178ZM256 89L255 88V92H256ZM30 91V90H29ZM67 91V90H66ZM188 94L190 95V90H188ZM20 92V90H19ZM60 92V91H58ZM81 92V91H80ZM247 92V91H246ZM63 93V92H60V94ZM74 93V92H73ZM79 93V92H78ZM145 93V94H144ZM211 93L209 96L208 94ZM213 93V94H212ZM257 93V92H256ZM147 94V95H146ZM150 94V93H149ZM217 96H215V95ZM64 95V94H63ZM66 95V94H65ZM64 95V96H65ZM72 95V94H71ZM187 95V93H186ZM214 97L215 96V100L216 98L219 99V102H214L215 104H209L208 101L206 103H204L203 105L200 103L204 98L205 96H208V99L212 98L211 97ZM57 96V95H56ZM75 96V95H74ZM147 96V97H146ZM68 97V95H67ZM72 97V96H71ZM69 97V98H71ZM59 98V97H58ZM65 98V97H64ZM79 98H82V97H79ZM258 98H255L256 100H258ZM60 99L61 96H60ZM59 99V100H60ZM75 99V98H74ZM73 99V100H74ZM86 99V98H84ZM184 99H186V97L183 98V101H185ZM217 99V100H218ZM77 100V99H76ZM187 100V99H186ZM216 100V101H217ZM61 101V100H60ZM65 101V100H64ZM70 101V99H69ZM81 101V100H80ZM252 101V102H251ZM261 101V100H260ZM71 102V101H70ZM187 102V101H186ZM212 102V103H213ZM259 102V100H258ZM63 103V102H62ZM61 103V104H62ZM73 103V101H72ZM79 103V102H78ZM203 103V101H202ZM211 103V102H210ZM256 103V102H255ZM60 104V105H61ZM70 104V103H69ZM77 104V103H76ZM188 104V105H189ZM209 104V105H208ZM226 104H230L231 107H230V113L229 115L231 116H234L235 115V118L237 120V123L236 127L232 129L227 127L228 129L230 130H227L226 132L223 131L224 134H222V130L219 132V125L221 124V119L220 117L216 114V112L214 111L215 110V107H217V109H220V111L222 110V106L223 105H226ZM260 104V103H259ZM262 104V103H261ZM260 104V105H261ZM106 106H109L108 111L105 112L104 108ZM68 106V105H67ZM72 106V105H71ZM220 106V107H219ZM228 107V106H227ZM70 108V107H68ZM73 112L74 115H76V113L79 111V110H82V106L81 105H76V107H73ZM196 108V109H197ZM229 108V107H228ZM71 109V108H70ZM181 111V110H180ZM179 111V112H180ZM217 111V110H216ZM69 112V111H68ZM84 112V111H83ZM102 112L105 114V117H109L107 118V120L105 121L104 119H102L105 123L108 121L109 124L111 121L112 124L115 125V133H114V136L117 138V142H114L111 138V136H113L111 134L110 138L108 136H105V133L103 131L102 128H104L106 124H104L103 122V127L101 126L100 124V120H99V123H97L96 121L93 120V116L97 115L99 116L100 114H102ZM229 112V111H228ZM227 112V113H228ZM70 113V112H69ZM71 113V115H72ZM80 113V112H79ZM217 113L219 114V110L217 111ZM103 114V115H104ZM70 115V116H71ZM82 116V113L81 115ZM84 116V115H83ZM101 116V115H100ZM39 118V120H35L33 121L34 119L33 118ZM111 118V119H110ZM230 118V116H229ZM63 119H66V116L65 118ZM68 119V118H67ZM97 119H99V117H97ZM110 119V121L108 120ZM232 118L228 119V121L230 120L231 121ZM226 120V119H225ZM66 121V120H65ZM228 122L230 125L234 122ZM181 122V121H180ZM220 123V124H219ZM227 123V122H226ZM227 124V125H229ZM65 125V124H64ZM223 125V124H222ZM60 126V124H59ZM63 126V124H62ZM235 126V125H234ZM112 127V126H111ZM180 127V128H179ZM200 127V128H199ZM221 127V125H220ZM225 128V127H224ZM37 129V128H36ZM35 129V130H36ZM38 130V129H37ZM41 130V129H40ZM39 130V132H40ZM52 130V129H51ZM56 130V128H55ZM225 130V129H224ZM47 131V130H46ZM179 131V130H178ZM192 131V130H191ZM36 132V131H35ZM45 132V131H44ZM53 132V131H52ZM193 132V131H192ZM26 133V134H25ZM30 133V134H29ZM37 133V132H36ZM34 133V134H36ZM14 134L12 135V138L14 136ZM33 134V133H32ZM41 134V133H40ZM55 134V133H53ZM182 134V133H181ZM49 135V133H48ZM40 136V135H39ZM56 136V137H55ZM257 136V135H256ZM37 137V136H35ZM31 139L35 140V141H39L37 139H34V137H32ZM43 139V138H42ZM51 139V138H50ZM55 140V139H54ZM12 141V140H11ZM31 141V140H30ZM44 141V140H43ZM22 142V141H21ZM41 142V141H40ZM52 142V143H53ZM8 143V142H7ZM6 143V144H7ZM26 143V141H25ZM29 143V141H28ZM27 143V145H28ZM33 143V142H32ZM31 143V144H32ZM51 143V142H50ZM51 143V144H52ZM35 143H33V146H34ZM37 144V143H36ZM1 145V144H0ZM4 145V144H3ZM39 145V144H38ZM19 146V145H18ZM22 148H25L24 145H21ZM36 146V145H35ZM1 147H4V146H1ZM32 147V146H31ZM50 147V146H48ZM258 147V148H259ZM11 148V147H10ZM13 148V147H12ZM33 148V147H32ZM252 148V149H253ZM241 149H242V152H241ZM260 149V148H259ZM6 150V149H5ZM18 150V148L16 149ZM29 150V149H28ZM254 150V149H253ZM262 150V149H261ZM24 151V150H23ZM22 151V153H23ZM36 152V149L34 150ZM48 151V150H47ZM158 151V150H157ZM256 151V150H255ZM254 151V152H255ZM4 152V151H3ZM2 152V153H3ZM19 152V150H18ZM33 152V151H32ZM31 152V154H32ZM39 152V151H37ZM53 152V151H52ZM235 152H238V150H236ZM244 152V153H243ZM253 152V151H252ZM253 152V153H254ZM9 155H12L11 157H13V154H15V152L13 154H10V152H8ZM17 153V152H16ZM20 153V152H19ZM47 153V152H46ZM158 153H160V151H158ZM213 153V152H212ZM261 153V151H260ZM26 155L24 156L25 160L26 161V157H28L29 155H27V153H25ZM38 154L39 156V153H36ZM35 154V156H36ZM45 154V153H43ZM6 155V154H5ZM4 155V156H5ZM216 155V154H215ZM245 155V154H244ZM264 155V154H263ZM3 155L0 154V166L3 165V167L6 166L7 162H8V155L5 156L4 158L2 157ZM18 156V155H17ZM167 156V155H166ZM176 156H173L172 158H174V161L175 163L174 164H177L176 160L178 157ZM217 156V157H218ZM225 156V155H224ZM237 156V154H236ZM250 156V154L248 155ZM251 156H252V153H251ZM256 156V155H255ZM262 156V155H261ZM20 157V156H19ZM176 157V158H175ZM179 157V159L181 160V158ZM222 157V156H221ZM220 157V158H221ZM230 157V156H229ZM238 157H239V154H238ZM264 157V156H263ZM43 158V157H42ZM155 158V156H153V159ZM165 158V157H164ZM198 158V157H197ZM211 158V157H210ZM218 157V159H220ZM228 158V156H227ZM226 158V159H227ZM240 158L241 155H240ZM244 158V156H243ZM248 158V157H247ZM257 158V157H256ZM31 159V157H30ZM155 159H158V158H155ZM170 159V158H169ZM168 159V160H169ZM185 159V160H184ZM201 159V158H200ZM198 159V160H200ZM218 159H216L218 161ZM235 159V158H234ZM250 159H253L254 158H250ZM13 160V159H12ZM152 160V159H151ZM149 161L148 163L152 162V161ZM159 160V159H158ZM160 160L163 161V159L161 158ZM212 160V159H211ZM214 160V159H213ZM215 160V161H216ZM230 160V158H229ZM241 160V159H240ZM247 160V159H246ZM252 160V161H253ZM28 161V160H27ZM161 163L164 164V161ZM196 161V160H195ZM201 161V160H200ZM214 161V162H215ZM248 161V160H247ZM22 162V161H21ZM204 162V161H203ZM207 162V161H206ZM221 162V161H220ZM223 162V161H222ZM226 162V161H225ZM243 162V160H242ZM250 162V160H249ZM12 163V161H11ZM169 163V162H167ZM202 163V162H201ZM217 163V162H215ZM41 164V163H40ZM112 164V163H111ZM116 164V163H115ZM145 164V163H144ZM189 164V163H188ZM193 164V162H192ZM247 164V163H246ZM253 164V163H252ZM251 164V165H252ZM117 165V164H116ZM171 165H172V162H171ZM223 165V164H222ZM244 165V164H243ZM111 166V165H110ZM141 166V165H140ZM139 166V167H140ZM225 166V165H224ZM18 167V166H17ZM215 167V166H214ZM255 167V166H254ZM254 167H252L253 169H255ZM12 168V167H11ZM76 168V167H75ZM114 168V167H113ZM143 168V167H142ZM169 168V167H168ZM5 169V168H3ZM7 169V167H6ZM3 170V172L6 171ZM10 169V168H9ZM117 169V168H116ZM225 169V168H224ZM234 169V168H233ZM249 169V168H248ZM259 169V167H258ZM49 170V169H48ZM73 170V169H72ZM122 170V171H123ZM139 170V168H138ZM208 170V169H207ZM257 170V168H256ZM120 170V173L118 172V174L114 175L112 179L116 181V179L118 180L119 183H116V185L112 182V185L114 184V186H111V185H107L105 186L102 185V186H105L106 189H105V192L106 190L109 191L111 193V197L110 199L108 200V204L110 205L111 208L113 207H116L117 205H120L119 203H122L124 202L125 200V192H126V189L128 187H131L133 186V190L134 191H131V192H134L132 193L131 195H135V192L137 193L138 189H134V186L137 185V181L139 182L142 178L141 175L140 177H138V179L140 178V180H136L137 177L133 176L131 173L129 174L128 172L126 173L125 171H123V173ZM249 172H247V170L245 172H247L246 176H243L244 173H243V181L244 183L242 182V185H245V188L247 187V191H248V188L249 187H253L255 189V187L259 186V185H262L264 183V170H261V171H253L251 169L248 170ZM93 172V171H92ZM134 172V171H133ZM228 172V171H227ZM230 172V171H229ZM2 173V172H1ZM35 173V172H34ZM87 172H85L86 174ZM116 173V172H115ZM141 173V172H140ZM236 173V172H235ZM6 175V173H4ZM15 174V173H14ZM38 174V173H37ZM162 174V173H160ZM159 174V177L163 178V176L161 175L160 176ZM178 174V173H177ZM234 173H230L229 175H231ZM238 174V173H236ZM242 174V173H241ZM36 175V174H35ZM93 175V174H92ZM96 175V174H95ZM167 175V174H166ZM169 175V174H168ZM189 175V174H187ZM226 175V173H225ZM228 175V174H227ZM21 176V175H20ZM33 176V175H32ZM194 176V174H193ZM200 176V175H199ZM206 176V175H205ZM238 176V175H237ZM34 177V176H33ZM32 177V178H33ZM92 178V176H90ZM135 177V178H134ZM143 177V183H145V180L144 178L147 177V176H142ZM156 177V176H155ZM158 177V178H159ZM204 177V176H203ZM227 178V176H225ZM236 177V176H235ZM246 177V178H245ZM1 178V177H0ZM94 178V177H93ZM148 178V177H147ZM150 178V177H149ZM237 178V177H236ZM235 178V179H236ZM241 178V177H240ZM146 179V178H145ZM155 179V178H154ZM160 179V178H159ZM176 179L173 178L171 179L172 181H174ZM178 179V178H177ZM200 179V178H199ZM204 179V178H203ZM208 179V178H207ZM228 179V185L227 188L229 190V192L233 193L235 196H239L241 193V195L243 194L241 192V189H239V186L236 182L233 181V177L230 176L227 178ZM234 179V180H235ZM4 180V179H2ZM8 180V179H7ZM147 180V179H146ZM151 180V179H150ZM157 180L156 183H157V187L160 185L159 183L161 182H158L159 180L158 179H155ZM179 180V179H178ZM210 180V179H209ZM226 181V179H224ZM223 180V181H224ZM237 180V179H236ZM201 181V180H200ZM233 181V182H232ZM5 182V181H4ZM78 182V181H77ZM142 182V181H141ZM155 182V181H154ZM170 182V181H168ZM185 182V181H184ZM211 182V181H210ZM9 184H11L10 182H8ZM7 183V184H8ZM79 183V182H78ZM81 183H83L86 187H92V186H97L98 184L96 183V180L95 179H92L90 180L89 178H87L86 180L82 181ZM142 183V184H143ZM167 183V182H166ZM176 183V182H175ZM182 183H183V180H182ZM214 183V182H213ZM218 183V182H217ZM220 183V182H219ZM17 184V183H15ZM22 184V183H21ZM73 184H76L75 182H72L70 180H64L63 182H59V183H45V182H33V183H28L24 186L21 185L20 187V184H19V187L18 189H15L14 188V184L11 186V188H9L5 193H4V196H1L2 199L0 201V203L2 205L5 206V208H7V210L5 211V213L2 215L1 213V216H0V257L3 258V260H5V263L4 264H25V263H28L26 262L27 260L29 261V259H32L30 262H33L34 264H41V259L39 257V255H35V253L33 254V252L31 253L30 251V247L31 246H27L26 243V240L27 238L25 239L24 237H27L29 236L31 241L34 239V240H42L44 238H49L52 235H56L54 237H58V235H61L62 233L64 235L72 232V228L74 229V223L79 219L80 217L83 215L82 213V208L81 206H70V203L72 201L75 202L76 200V196L72 193L71 191V188L73 187L72 185ZM140 184V187L141 188H145L147 190V185L145 186L144 184V187H142ZM159 184V185H158ZM169 184V183H168ZM222 184V183H220ZM223 184H225L223 182ZM3 185V184H1ZM101 185V184H99ZM99 185L97 187H99ZM178 185V184H177ZM176 185V186H177ZM215 185V183H214ZM219 184H217L218 186ZM16 186V185H15ZM80 186V185H79ZM138 186V185H137ZM221 186V185H220ZM223 187L225 185H222ZM3 187V186H2ZM10 187V186H8ZM81 187V186H80ZM79 187V188H80ZM96 187V188H97ZM104 187V188H105ZM156 187V189L158 190V188ZM178 188H181V186H177ZM226 187V186H225ZM263 187V186H262ZM4 188V187H3ZM149 188L151 189V187L148 186V190ZM221 188V187H220ZM84 188H82L83 190ZM100 189H103L100 188ZM100 189H98L100 191ZM131 189V188H130ZM154 189V188H152ZM174 189V188H173ZM222 189V188H221ZM261 188H256L255 190L258 191L260 190ZM2 190H5V189H2ZM96 190V189H95ZM148 190L147 192L146 191H142V190H139L142 191L141 193H138V194H142L144 192L148 193ZM161 190V189H159ZM178 190V189H177ZM182 190V189H181ZM215 190V189H214ZM245 190V191H246ZM93 191V190H92ZM103 192V190H101ZM152 191V190H151ZM150 191V193H151ZM171 191V189H170ZM184 191V190H182ZM203 191V190H202ZM220 191V189H219ZM219 191H217L219 193ZM223 191V190H222ZM225 191V190H224ZM246 191V192H247ZM250 191V189H249ZM254 191V193L256 192ZM1 188H0V193H1ZM94 192V191H93ZM104 192V193H105ZM108 192V193H109ZM155 191H153L152 193H154ZM166 192V191H165ZM198 192V191H197ZM204 192H207V191H204ZM227 192V191H226ZM246 192H244V194L246 195ZM78 193V192H77ZM87 193V192H86ZM107 193V192H106ZM130 193V191H129ZM168 193V192H167ZM203 193V192H202ZM214 193V192H212ZM215 193H216V190H215ZM231 193H228L229 195ZM249 193V192H248ZM247 193V194H248ZM253 193V194H254ZM79 194V193H78ZM77 194V195H78ZM95 196V192L93 193ZM97 194H100L99 192H97ZM102 194V193H101ZM145 194V193H144ZM207 194V193H206ZM222 194V193H221ZM228 194H225L228 195ZM253 197H255V195H253ZM1 195V194H0ZM104 195V194H103ZM148 195V194H147ZM160 195V194H159ZM166 195V193H165ZM178 195V194H176ZM180 195V194H179ZM178 195V196H179ZM209 195V194H208ZM206 195V196H208ZM216 195V194H215ZM218 195V194H217ZM216 195V196H217ZM224 195V194H223ZM228 195V196H229ZM257 195V194H256ZM65 196V197H64ZM80 196V195H79ZM108 196V195H107ZM137 196V194L135 195V197ZM139 196V195H138ZM137 196V197H138ZM149 196V195H148ZM169 196V195H168ZM172 196V195H171ZM210 196V195H209ZM231 197L233 196L232 194L230 195ZM228 197L231 199V197ZM234 196V199L236 198ZM251 196V197H252ZM92 197V196H91ZM103 198L102 201H104V197L103 196H99V199L100 198ZM106 197V196H105ZM129 197H132V196H128V201L125 200L126 204L125 205H128L126 206V209L128 210L127 213L129 212L130 215H132V223H128L129 226H124L125 228V231L129 230L130 232L129 233H132L134 236H138V231L136 229V227L139 229L140 225L137 224V222H139L138 220L141 218H139L137 212L139 213V210H137L139 208V206L137 205L138 203L140 202H137V204H134L132 203V199L131 200L129 199ZM136 197V198H137ZM140 199H137V201H140L141 200V195L139 196ZM153 197V196H152ZM158 197V196H157ZM197 197V196H196ZM199 197V196H198ZM220 199L221 197H224V196H220ZM244 197V196H243ZM246 197V196H245ZM250 197V196H249ZM248 197V200L251 199V197L249 198ZM261 197V196H260ZM258 197V198H260ZM101 198V199H102ZM145 198V197H144ZM174 198V197H173ZM211 198H213L211 196ZM218 198V196L216 197ZM225 198V197H224ZM227 198V196H226ZM247 198V197H246ZM98 199V200H99ZM150 199V198H148ZM147 199V200H148ZM206 199V198H205ZM219 199V200H220ZM237 199V198H236ZM264 199V197H263ZM61 200V203H63V206L61 208H59L58 212L56 213V216L58 218V221L61 220L60 223H56L54 224L53 226H50V227H38L36 228L35 230L34 229H27L25 227V223L24 222H27V220L29 219V217L31 216L30 212V208H32V204H36V205H42L46 206H49L48 204L49 203H52L54 201H60ZM151 200L153 199H150V201H142L141 204L142 207H145L147 210H148V215L146 218H144V223H142V228L144 225H148V226H152L156 229L154 230H162L163 233L161 235L160 238H158V241L160 242L158 244V242H156L157 245H160L161 244V241H164V239L166 238V234L167 233H172V234H177V237H174L173 235V238L175 239V241H180L181 243L180 244V247L182 246H185L184 243H186L187 241L185 240L187 238V236L185 235L184 233V227H186L185 225V222H182V220L180 219L179 222H176V221H173L171 220L170 222H166V224L164 225H159V223L156 221V215H160V214H163L165 213V210H162L161 207H157L158 204H155V201H157V199H155L154 202H151ZM168 200V198H167ZM178 200V199H176ZM212 200V199H211ZM210 200V201H211ZM217 200V199H216ZM214 200V201H216ZM223 200V199H222ZM221 200V201H222ZM226 200V199H225ZM229 200V199H228ZM239 200V198H238ZM242 200V198L240 199ZM254 200V198H253ZM256 200L259 202L258 199H255V202ZM130 201V202H129ZM179 201V200H178ZM203 201V200H202ZM201 201V202H202ZM128 202V204H127ZM135 202V201H134ZM144 202V203H143ZM158 202V201H157ZM169 202V201H168ZM213 202V201H211ZM223 202V201H222ZM221 202V203H222ZM232 203L234 202L231 201ZM247 202V201H246ZM253 201L252 200H249L248 201V205L250 203H252ZM264 201L262 200L261 202H259L260 205H257V206H260L261 208H263V203ZM105 203L107 202H104L103 204L106 205ZM193 203V202H192ZM217 203V201L215 202ZM213 203V205L215 204ZM228 204V202H226ZM15 204V206H14ZM54 204V203H52ZM75 204V203H74ZM83 204V203H82ZM81 203L78 205H82ZM123 204V203H122ZM141 204L140 205V209L142 208L141 207ZM167 204V203H166ZM194 204V203H193ZM204 204V203H203ZM224 204V202H223ZM257 204V203H256ZM34 205V207L36 206ZM103 205V206H104ZM137 205V206H135ZM218 205V204H217ZM221 205V204H220ZM233 205V204H232ZM244 205V204H243ZM4 206L2 208H4ZM163 206V205H162ZM172 206V204H171ZM212 206V205H211ZM215 206V205H214ZM225 206V205H224ZM252 206V205H251ZM87 207V206H86ZM108 207V206H107ZM109 207V208H110ZM121 207V206H119ZM128 207V208H127ZM167 207V206H166ZM217 207V206H216ZM88 208V207H87ZM110 208V212L112 211ZM145 208L141 209V210H144V211H147L145 210ZM169 208V207H168ZM200 208V207H199ZM251 208V207H250ZM256 208V207H255ZM259 208V207H258ZM46 209V208H45ZM57 209V208H56ZM86 209V208H85ZM107 209V208H106ZM125 210V208H123ZM232 209V208H231ZM249 209V208H248ZM252 209V208H251ZM250 209V210H251ZM260 209V208H259ZM258 209V210H259ZM1 210V209H0ZM92 210V209H91ZM90 210V211H91ZM105 209H103L104 211ZM108 210V209H107ZM136 210V211H135ZM4 211V209H3ZM30 211V212H29ZM52 211V210H51ZM57 211V210H56ZM84 211V210H83ZM106 211V210H105ZM121 211V210H119ZM126 211V210H125ZM225 211V210H224ZM248 211V210H247ZM246 211V212H247ZM254 211V209H253ZM263 212V216H262V219L261 220V224H264V209L260 210ZM123 212V211H122ZM169 212V211H168ZM232 212V211H231ZM249 212V211H248ZM256 212V211H255ZM29 213V214H28ZM33 213V212H32ZM85 213V212H84ZM102 213V212H101ZM105 213V212H103ZM126 213V214H127ZM251 213V212H250ZM249 213V214H250ZM86 214V213H85ZM106 214V213H105ZM119 214V212H118ZM125 214V213H124ZM146 214V213H145ZM252 214V213H251ZM254 214V213H253ZM28 215H30L28 217ZM102 215V214H101ZM122 215V214H121ZM120 214L117 215L119 218L121 216ZM128 215V214H127ZM137 215V216H136ZM151 215V216H150ZM166 214H164L165 216ZM168 215V214H167ZM208 215V214H207ZM232 215V214H231ZM256 214H254L255 216ZM35 216V215H34ZM87 216V215H86ZM162 216V215H161ZM180 216V215H178ZM247 216V215H245ZM33 217V215H32ZM56 217L54 219H56ZM92 217V216H91ZM105 217V216H104ZM124 217V215H123ZM172 217V216H171ZM181 217V216H180ZM188 217V216H187ZM251 217V216H250ZM249 217V218H250ZM253 217V216H252ZM251 217V218H252ZM18 218L17 221H15V219ZM51 218V217H50ZM83 218V217H81ZM87 218V217H86ZM90 218V217H89ZM111 218V217H110ZM127 218V217H126ZM138 218V219H137ZM160 218V217H159ZM203 218V217H202ZM210 218V217H209ZM218 218V217H217ZM258 218V217H256ZM40 219V218H39ZM43 219V218H42ZM46 219V218H45ZM60 219V220H59ZM85 219V218H84ZM117 219V218H116ZM173 219V218H172ZM83 220V219H82ZM92 221H94L93 219H91ZM105 220V219H104ZM141 220V219H140ZM143 220V219H142ZM188 220H191V218ZM213 220V219H212ZM253 220V218H252ZM85 221V220H84ZM89 221V220H88ZM126 221V220H124ZM184 221V220H183ZM214 221V220H213ZM250 221V220H249ZM29 222V220H28ZM34 222V221H33ZM38 222V221H37ZM41 222V221H40ZM45 222V221H44ZM87 222V221H85ZM91 222V221H90ZM89 222V223H90ZM142 222V221H141ZM204 222V221H203ZM230 222V221H229ZM47 223V222H46ZM88 223V222H87ZM258 224V221L255 222ZM43 224V223H42ZM119 224V222L117 223ZM125 224V223H124ZM189 224V223H188ZM226 224V223H225ZM257 224H252L253 226ZM31 225V224H30ZM37 225V224H36ZM46 225V224H45ZM49 225V224H48ZM51 225V224H50ZM87 225V224H86ZM91 225V223H90ZM93 225V223H92ZM107 225V224H106ZM260 224H258V227H259ZM40 226V225H39ZM43 226V225H42ZM88 226V225H87ZM94 226L96 227V225L94 224ZM188 226V225H187ZM212 226V225H211ZM252 226V227H253ZM82 227V226H81ZM123 227V225H122ZM128 227V228H127ZM214 227V226H213ZM255 227V226H254ZM253 227V228H254ZM257 227V228H258ZM85 228V227H84ZM88 228V227H86ZM92 228V227H91ZM117 228V227H115ZM187 228V227H186ZM223 228V226H222ZM232 228V227H231ZM257 228H254V232L256 233L257 231ZM260 228V227H259ZM264 228V227H263ZM79 229V228H78ZM90 229V228H89ZM127 229V230H126ZM136 229V230H135ZM146 229V228H145ZM148 229V227H147ZM219 229V228H218ZM77 230V229H75ZM81 230V229H80ZM95 230V229H94ZM111 230V229H110ZM137 231V233H134V231ZM143 230V229H140L139 232ZM187 230V229H186ZM185 230V231H186ZM221 231L224 230V229H220ZM234 230V229H233ZM256 230V231H255ZM262 229H258L257 232H260ZM87 231V229L85 230ZM91 231V230H90ZM93 231V230H92ZM91 231V232H92ZM116 231V229H115ZM120 231V230H119ZM244 231V230H243ZM247 231H252V229L250 228V230H247ZM79 232V230H78ZM81 232V231H80ZM123 232V231H122ZM141 232H144L145 231H141ZM223 232H226V231H223ZM262 232V231H261ZM95 233V232H93ZM117 233V232H116ZM184 233V234H183ZM188 233V232H186ZM232 233V232H230ZM235 233V232H234ZM244 233H247L246 231ZM76 235L77 234V231L75 233ZM82 234V233H81ZM90 233H88L87 235H89ZM131 234H127L128 238H135L133 235ZM258 234V233H256ZM261 234V233H260ZM63 235V236H64ZM71 235V234H70ZM111 235V234H110ZM142 235V238L143 237V234ZM225 235V234H224ZM232 235V234H231ZM246 235V234H245ZM248 235V233H247ZM255 235V234H253ZM262 235V234H261ZM260 235V236H261ZM264 235V234H263ZM74 236V235H73ZM72 236V237H73ZM92 236V235H91ZM118 236V235H116ZM126 236V235H125ZM186 236V237H185ZM215 236V235H214ZM256 236L258 235H255L254 238H256ZM52 237V236H51ZM75 237V236H74ZM79 237V236H77ZM84 237V235H83ZM86 237V236H85ZM84 237V239H85ZM89 237V236H87ZM93 237V236H92ZM124 237V236H123ZM126 237V238H127ZM148 237V236H147ZM154 237V236H153ZM250 237V236H249ZM24 238L25 241H24V244H22L21 242V239ZM59 238V237H58ZM80 238V237H79ZM137 238V237H136ZM243 238V236H242ZM260 238V237H259ZM29 239V241H30ZM82 238V240H84ZM91 239V238H90ZM96 239V238H95ZM94 239V241H95ZM115 239V238H113ZM146 241L149 239L145 238ZM145 239H138V245L142 243L139 241L140 240H145ZM167 239V238H166ZM165 239V241H166ZM239 239V238H238ZM252 239V237L250 238ZM250 239H248L249 241H251ZM33 240V241H34ZM50 240V239H49ZM56 240V239H55ZM75 240V239H74ZM98 240V239H96ZM103 240V239H102ZM116 240V239H115ZM130 240V239H129ZM153 241L152 239H149V241ZM161 240V241H160ZM228 240V239H227ZM255 240V239H254ZM53 241V240H52ZM128 241V240H127ZM131 241V240H130ZM137 241V240H136ZM146 241L145 243H143V245L146 244ZM186 241V242H184ZM69 242V241H68ZM85 242V241H84ZM91 242V241H90ZM104 242V241H103ZM129 242V241H128ZM258 242V241H257ZM33 243V242H32ZM37 243V242H36ZM48 243V241H47ZM88 243V241H87ZM100 243V242H99ZM132 243L133 240H132ZM130 242V244H132ZM136 243V242H135ZM136 243V244H137ZM149 244L152 243V242H148ZM177 243V242H176ZM34 244V243H33ZM89 244V243H88ZM91 244V243H90ZM89 244V245H90ZM95 244V243H93ZM97 244V242H96ZM103 244V243H102ZM105 244H106V241H105ZM135 244V245H136ZM149 244H146L145 247ZM155 244V242L153 243ZM155 244V246H156ZM164 244V242L162 243ZM170 244V243H169ZM245 244V243H244ZM259 244V243H258ZM30 245V244H29ZM32 245V244H31ZM45 245V243H44ZM107 245V244H106ZM116 245V244H115ZM134 245V246H135ZM136 245V246H138ZM142 245V246H143ZM152 245V244H151ZM186 245L188 246V244L186 243ZM33 246V245H32ZM35 246V245H34ZM40 246V245H39ZM43 246V245H42ZM58 246V245H57ZM92 246V244L90 245ZM126 246V245H125ZM129 246V245H128ZM140 246V245H139ZM141 246V247H142ZM154 246V245H153ZM194 246V245H193ZM232 246V245H231ZM45 247V246H44ZM54 247V245H53ZM88 247V246H86ZM140 247V248H141ZM151 246H149L148 248H150ZM157 248H160V246H156ZM163 247V246H162ZM39 248V247H38ZM51 248H52V245H51ZM55 248V247H54ZM57 248H60V247H57ZM62 248V247H61ZM60 248V249H61ZM124 248V247H123ZM132 248V247H131ZM130 248L129 251H132ZM147 247L144 248L143 247V250L145 249H148ZM157 248H152L153 250V254L155 255V253L157 254V251L155 249ZM92 249V248H91ZM108 249V248H107ZM133 249V248H132ZM138 249V248H136ZM142 249V248H141ZM151 249V248H150ZM40 250H44L46 252V249H41ZM47 250L50 251V252H55V250ZM110 250V249H109ZM116 250V249H115ZM161 250V249H159ZM180 250H182L180 248ZM58 251V250H57ZM81 251V250H80ZM108 251V250H107ZM111 251V250H110ZM125 251V250H124ZM128 251V250H126ZM156 251V252H155ZM183 251V250H182ZM37 252V250H36ZM45 252L42 251V254L43 255ZM48 252V256L50 255ZM59 252V251H58ZM57 252V254H58ZM61 252L63 253L62 249H61ZM60 252V253H61ZM73 252V251H72ZM85 252V251H84ZM88 252H89V249H88ZM146 252V250H145ZM155 252V253H154ZM159 252V251H158ZM56 253V252H55ZM62 253H61V256H62ZM69 253V251H68ZM82 253V252H81ZM111 253V252H110ZM131 253V252H129ZM140 253V252H139ZM150 253V255H149ZM160 253V252H159ZM210 254V252H208ZM240 253V252H238ZM37 254V253H36ZM44 254V257L45 255ZM70 254V253H69ZM80 254V253H79ZM113 254V253H111ZM127 254V252H126ZM149 255V257H152L153 254H151V252H146V255ZM256 254V253H255ZM60 255V254H59ZM114 255H116L114 253ZM120 255V254H118ZM117 255V256H118ZM123 255V254H122ZM122 255H121V258H122ZM132 255V254H131ZM152 255V256H151ZM161 255V254H160ZM164 255L166 256V253L161 255V257L163 256L164 258ZM171 255V254H170ZM212 255V254H211ZM214 255V254H213ZM231 255V254H229ZM244 255H247L244 253ZM26 256H29L31 258L28 259V257ZM52 257H56L55 254H52L51 255ZM124 256H125V253H124ZM159 256V254L157 255ZM157 256H153V257H156L158 259ZM169 256V253H167V257ZM181 256V257H180ZM180 256H177L178 258L180 257V260L182 258V254ZM238 256V255H237ZM236 256V257H237ZM254 256V255H253ZM43 257V256H42ZM59 257V256H58ZM88 257V255H87ZM113 257V256H112ZM120 257V256H119ZM126 257H128L126 255ZM139 257V256H138ZM145 257V256H144ZM148 256L144 259L145 261L149 260L151 261V259H155V258H149ZM175 257V256H174ZM174 257L172 259H174ZM176 257V258H177ZM214 257V256H213ZM242 257V256H241ZM246 257V256H244ZM2 258H0L2 260ZM27 258V260L24 261V259ZM57 258V257H56ZM80 258V257H79ZM118 258V257H117ZM120 258V259H121ZM125 258V257H124ZM143 258V256L141 257ZM149 258V259H148ZM166 258V257H165ZM170 257L168 258L171 259ZM247 258H248V255H247ZM253 258V257H252ZM45 259V258H43ZM42 259V262L45 261L44 264H46V260L43 261ZM47 259V258H46ZM55 259V258H53ZM58 259V258H57ZM55 259V260H57ZM81 259V258H80ZM90 258H88L89 260ZM161 259V258H159ZM171 259V260H172ZM185 259V258H183ZM0 260V261H1ZM61 260V259H60ZM59 260V261H60ZM91 260V259H90ZM113 260L115 261L116 259L113 258ZM176 261V259H174ZM179 259H177L178 261ZM179 260V261H180ZM244 260V258H243ZM64 260H62L61 262H63ZM117 261V260H116ZM120 261V260H119ZM124 261V260H123ZM128 261V260H127ZM139 261V260H138ZM145 261H141L140 260V264L141 262H145ZM176 261V262H177ZM178 261V262H179ZM238 261V260H237ZM9 262V263H8ZM50 263V261H47ZM54 262V261H53ZM73 262V261H72ZM121 262V261H120ZM173 262V263H172ZM172 264H174V261L172 260ZM180 262L183 263V260H181ZM180 262L178 264H180ZM202 264H226V263H217L214 259H211L210 258V255L208 254H205L203 255L202 259L200 257V261ZM199 262H197L199 264ZM242 262V261H241ZM249 262V261H248ZM257 262V260H256ZM1 263V262H0ZM55 263V262H54ZM64 263V262H63ZM62 263V264H63ZM71 263V262H70ZM90 263V262H89ZM138 263V264H139ZM142 263V264H143ZM154 263L151 262V264ZM185 263V262H184ZM234 263V262H233ZM237 263V262H236ZM239 264H241L240 262H238ZM30 264V263H28ZM53 264V263H52ZM96 264V263H95ZM244 264V262L242 263Z\"/></svg>",
	"mask_w": 264,
	"mask_h": 264
}]
</instances>
